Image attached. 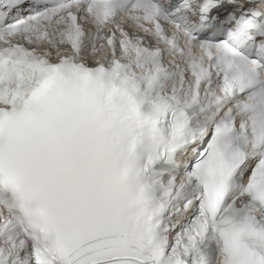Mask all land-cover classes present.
<instances>
[{"label": "snow or ice", "instance_id": "snow-or-ice-1", "mask_svg": "<svg viewBox=\"0 0 264 264\" xmlns=\"http://www.w3.org/2000/svg\"><path fill=\"white\" fill-rule=\"evenodd\" d=\"M0 264H264V0H0Z\"/></svg>", "mask_w": 264, "mask_h": 264}]
</instances>
